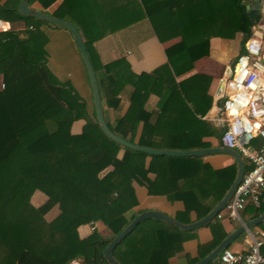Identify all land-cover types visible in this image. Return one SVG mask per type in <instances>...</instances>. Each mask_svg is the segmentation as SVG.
Masks as SVG:
<instances>
[{
  "label": "trees",
  "instance_id": "obj_1",
  "mask_svg": "<svg viewBox=\"0 0 264 264\" xmlns=\"http://www.w3.org/2000/svg\"><path fill=\"white\" fill-rule=\"evenodd\" d=\"M38 1L47 6L54 0ZM94 1L97 5L99 0ZM83 3L85 0H62L52 15L78 24L100 101L116 108L123 87L130 86L128 108L115 124L108 123L109 128L142 146L209 147L204 136L218 137L219 128L199 116L211 104L207 93L211 77L196 72L176 78L208 55L211 37L234 38L241 33L243 45L254 23L247 15L246 0H133L134 19L148 18L161 42L178 38L165 48L166 63L140 74L132 73L122 60L98 63L93 42L116 26L98 25L100 32L91 34L82 24L87 18L78 10ZM112 8L114 15L129 11L125 4L116 6L118 10ZM0 18L12 23L11 28L0 31V83L4 84L0 87V264H108L103 256L105 246L138 212L132 211L138 203L134 180L145 182L151 194L181 199L183 213L194 209L197 219L221 199L235 177V162L211 171L202 156L154 154L146 167L149 155L107 137L99 128L93 106L71 82L60 81L50 70L48 38L40 28L47 22L19 14L9 1L0 4ZM18 22L22 28L17 27ZM150 94L159 98L152 111L146 109ZM189 102L194 103L193 108ZM79 118L85 120L79 133L60 132L62 122ZM107 166L112 168L98 176L97 169ZM150 171L156 175L153 180L147 177ZM36 190L47 196L38 206L30 201ZM209 197L212 200L206 203ZM55 204L59 212L47 220L45 213ZM243 209L253 218L262 211L261 201L259 206L249 201ZM220 219L215 216L205 224L212 237L198 245L189 263L201 259L227 235ZM177 220L189 221L181 215ZM95 221H101L107 233L93 229L81 238L78 226ZM194 232L145 218L113 253L123 264H168ZM206 264L223 263L218 255Z\"/></svg>",
  "mask_w": 264,
  "mask_h": 264
},
{
  "label": "crops",
  "instance_id": "obj_2",
  "mask_svg": "<svg viewBox=\"0 0 264 264\" xmlns=\"http://www.w3.org/2000/svg\"><path fill=\"white\" fill-rule=\"evenodd\" d=\"M6 1L16 5V8L20 3V0H0V4H3ZM61 2L62 0H54L47 6H43L38 0H28L30 7L44 11L51 15ZM122 4H125V10L129 8V11L126 10L125 14L121 13L114 15V13H112V7H114L115 10L117 9L116 6ZM133 5V0H99L97 5H95L94 0H85V3L82 5L83 8L80 7L82 9L78 10L81 11L83 16L87 18V21L82 24L89 28L91 34L100 32L98 25H107L111 27L116 26V29L105 31L93 42V48L97 54L98 63L104 64L111 61L122 60L128 64V67L132 73L140 74L141 72H150L166 63L167 57L165 48L177 41L178 38L161 42L154 33L148 18L138 17L134 19L133 15L135 8ZM72 24L78 28V24ZM82 24L79 25L82 26ZM16 25L19 28L23 27L21 22L16 23ZM40 28L46 33L48 38L47 51L48 66L50 70L60 81L67 80L71 82L80 97L87 101L90 107L93 106L92 91L85 65L71 32L66 28L56 26L49 22H47V24H42ZM78 31L82 36V32L79 28ZM209 43L210 45L208 55L197 60L189 73L177 77L176 80H180L183 77L196 72L205 73L211 77L207 89V93L211 96V104L206 112L202 116H199V118L214 128L216 125L211 117L216 111L215 93L219 85V78L223 74L225 68L232 64L236 56L241 51L242 34L237 33L234 38H223L218 36L211 37ZM129 89V85L123 87L122 92H120L119 95L120 102L116 108L110 107L105 102L101 101L103 117L107 124H115V122L127 110L129 105ZM158 99L159 98L156 94H150L146 101V109L149 111L156 110ZM189 106L193 108L194 103L189 102ZM84 124L85 120L83 118H79L76 120L62 122L59 126V129L60 132L66 135L76 134L82 130ZM139 128H141V123ZM204 140L209 141L211 143L210 146H216L220 144L218 137H215L214 135H206L204 136ZM122 152L123 150H120L118 156H121ZM148 155L149 156L146 157V167L151 161V154ZM202 161L209 165L211 171L218 170L234 162V160L228 154L224 153L202 155ZM111 168V166H107L104 169H97L98 176H103ZM155 176L156 175L154 172L150 171L147 173V177L151 180H153ZM132 186L138 200V203L134 206L132 211H138L137 214L144 210H159L175 219H177L178 215L187 218L189 221L184 223L197 220L194 209H191L188 214L183 213L185 204L181 199L175 197L170 198L164 193L151 194L148 192L145 182L134 180L132 182ZM200 190H202V187ZM46 199L47 196L43 192L36 190L31 195L30 201L33 205L38 206ZM210 199L212 200L211 197L206 199V203H209ZM216 203L213 205V207L216 205ZM213 207H211V209ZM261 207L262 211L260 213L264 212V193L261 199ZM58 212V206L55 204L45 213V218L47 220H51L58 214ZM239 215L240 219L232 220L228 217H223L220 219L224 230L227 232V235L240 223L252 219V217H250V213L246 209H243ZM91 223H94V229H97L101 234L107 233L106 227L101 221H95ZM91 223H84L78 226L77 231L81 238L87 237L93 231V229H91ZM194 233L195 234L193 238L186 240L183 243L182 251L169 258L168 264L194 263H189V259L190 257L196 256L198 245L208 242L212 237L210 227L205 225L196 228ZM243 233L244 234L242 236L235 238L229 244V248L234 251H243L248 248L252 239H259L262 240L260 253L264 257V221L258 223Z\"/></svg>",
  "mask_w": 264,
  "mask_h": 264
},
{
  "label": "built area",
  "instance_id": "obj_3",
  "mask_svg": "<svg viewBox=\"0 0 264 264\" xmlns=\"http://www.w3.org/2000/svg\"><path fill=\"white\" fill-rule=\"evenodd\" d=\"M246 2L250 5L256 2L258 14L241 51L219 78L216 111L211 117L218 123L220 145L239 152L247 164L230 199L216 215L232 220L240 219L239 208L247 202L259 206L264 192V0ZM6 23L9 26L5 27ZM9 28L11 23L0 18V31ZM3 86L0 83V87ZM94 228L91 223V229ZM261 245L262 240L252 239L243 251L226 247L219 254L220 261L223 264H264ZM72 264L88 263L74 261Z\"/></svg>",
  "mask_w": 264,
  "mask_h": 264
},
{
  "label": "water",
  "instance_id": "obj_4",
  "mask_svg": "<svg viewBox=\"0 0 264 264\" xmlns=\"http://www.w3.org/2000/svg\"><path fill=\"white\" fill-rule=\"evenodd\" d=\"M246 9H247V15L251 21H254L257 17L258 10H257V4L256 2L250 3L246 2ZM17 11L19 14L26 15V16H33L38 20H43L46 22H49L51 24H54L56 26H60L63 28H66L69 30L73 36V39L77 45V48L80 52L81 58L83 60V63L85 65V69L87 72L88 80L90 83L91 91H92V102H93V108L95 112L96 121L99 125V128L101 131L110 139L114 140L115 142L119 143L120 145L134 149L143 151L147 154H167V155H174V156H190V155H208V154H216V153H224L228 154L235 162L236 164V174L235 177L222 196V198L216 203V205L203 217L189 222L184 223L181 222L173 217L168 216L162 211L159 210H144L142 212H139L136 214L129 223L118 233L116 234L109 243L105 246L103 250V256L108 264H123L121 263L113 253V250L115 246L121 242V240L129 233L131 230L142 220L145 218H154L161 220L169 225L176 226L182 230H193L196 228H199L208 222H210L220 210L223 209L225 204L230 199L235 187L240 182L242 175L244 173V160L239 152H237L234 149L222 146V145H216V146H210L206 148H198V149H185V150H174V149H168V148H154V147H148V146H142L140 144H136L133 142L128 141L127 139L119 136L118 134L114 133L106 123L103 113H102V107H101V101H100V95H99V89L95 77V73L88 55V52L86 50L83 38L78 31V29L69 21L64 20L62 18H58L56 16H53L51 14H48L44 11H40L37 9H34L29 6L28 0H20V3L17 7ZM226 73H229L228 70H226ZM217 115H219V112H217ZM218 123L216 122L215 125ZM264 221V212L258 214L254 218L240 223L234 230H232L230 233H228L227 236H225L218 244L217 246L208 252L205 256H203L198 261L194 262L193 264H206L214 257L218 256L220 252L228 247V245L241 233L249 230L251 227L257 225L258 223Z\"/></svg>",
  "mask_w": 264,
  "mask_h": 264
},
{
  "label": "bare ground",
  "instance_id": "obj_5",
  "mask_svg": "<svg viewBox=\"0 0 264 264\" xmlns=\"http://www.w3.org/2000/svg\"><path fill=\"white\" fill-rule=\"evenodd\" d=\"M4 26L7 27V26H9V24L6 23Z\"/></svg>",
  "mask_w": 264,
  "mask_h": 264
},
{
  "label": "rangeland",
  "instance_id": "obj_6",
  "mask_svg": "<svg viewBox=\"0 0 264 264\" xmlns=\"http://www.w3.org/2000/svg\"><path fill=\"white\" fill-rule=\"evenodd\" d=\"M239 211H242V207H241V208H239Z\"/></svg>",
  "mask_w": 264,
  "mask_h": 264
}]
</instances>
